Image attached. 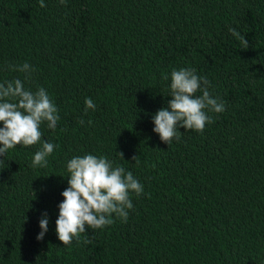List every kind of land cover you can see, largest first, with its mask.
Returning a JSON list of instances; mask_svg holds the SVG:
<instances>
[{
	"label": "trees",
	"instance_id": "trees-1",
	"mask_svg": "<svg viewBox=\"0 0 264 264\" xmlns=\"http://www.w3.org/2000/svg\"><path fill=\"white\" fill-rule=\"evenodd\" d=\"M44 5L0 0V83L45 88L60 118L40 126L55 145L46 166L32 165L42 143L0 156V264H264V0ZM24 63L30 75L10 67ZM181 68L205 77L225 111L208 112L202 132L179 127L167 145L152 117ZM86 154L131 171L144 190L130 192L126 222L112 214L65 246L56 220L67 162Z\"/></svg>",
	"mask_w": 264,
	"mask_h": 264
},
{
	"label": "clouds",
	"instance_id": "clouds-1",
	"mask_svg": "<svg viewBox=\"0 0 264 264\" xmlns=\"http://www.w3.org/2000/svg\"><path fill=\"white\" fill-rule=\"evenodd\" d=\"M61 4L65 0H60ZM44 7V0H40ZM229 32L242 44V49L249 47L248 40L236 28L229 27ZM14 70L31 73V66H10ZM165 80L168 76L164 77ZM210 82L196 74L195 69L181 68L171 72L170 97L167 106L160 108L152 117L153 131L159 134L161 141L170 144L175 138L180 139L178 128L202 132L206 123H212L208 112L225 111L223 101L213 97L208 88ZM202 91L201 95H196ZM96 105L91 98L85 100V111L95 110ZM207 110V111H205ZM58 110L45 88L36 91L25 89L20 79L0 83V156L5 157L9 149L17 145L31 146L42 143L32 160V165L44 167L47 157L53 152L55 145L41 142L40 126L47 123L54 130L59 120ZM91 121H89L90 123ZM80 124L84 121L80 120ZM123 157V153L120 152ZM124 158V157H123ZM133 160L136 156L132 157ZM68 187L61 195L63 201L58 205L59 215L56 220V233L63 245H70L73 238L79 242L80 235L87 228L102 229L113 223L112 214L127 221L128 211L133 204L130 192L137 196L143 193V185L131 171L123 167H113L107 158L93 154L75 156L67 162ZM47 213L39 220L41 231L36 239L43 240L48 231ZM85 243H90L85 239Z\"/></svg>",
	"mask_w": 264,
	"mask_h": 264
}]
</instances>
